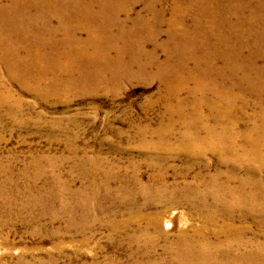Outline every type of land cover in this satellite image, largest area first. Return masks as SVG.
<instances>
[{"label":"rangeland","instance_id":"374dc122","mask_svg":"<svg viewBox=\"0 0 264 264\" xmlns=\"http://www.w3.org/2000/svg\"><path fill=\"white\" fill-rule=\"evenodd\" d=\"M76 2L0 0V264H190L187 238L210 264H264V166L181 147L206 136L196 111L259 138L264 0ZM212 89L227 117L199 106Z\"/></svg>","mask_w":264,"mask_h":264},{"label":"bare ground","instance_id":"6f19581e","mask_svg":"<svg viewBox=\"0 0 264 264\" xmlns=\"http://www.w3.org/2000/svg\"><path fill=\"white\" fill-rule=\"evenodd\" d=\"M14 2H20L21 0H12ZM48 1V0H47ZM50 1V0H49ZM53 1V0H52ZM65 1V0H64ZM79 0H77L76 3H80L78 2ZM37 2V1H36ZM82 2V1H81ZM38 4V3H37ZM64 3H62L63 5ZM67 4V3H66ZM66 4H65V7H66ZM86 4V3H85ZM55 5V4H54ZM69 6V5H67ZM87 6V5H86ZM59 7V6H58ZM84 7V6H83ZM82 9V8H81ZM87 9V8H86ZM103 9V8H102ZM101 9V10H102ZM58 10V9H57ZM64 10V9H63ZM77 10V9H76ZM69 11V10H68ZM90 12V11H89ZM87 12V13H89ZM94 13V12H93ZM55 14V13H54ZM62 14V13H61ZM72 15H76L77 14H80L79 12H75V13H71ZM65 15V14H64ZM84 16V15H82ZM95 16V15H94ZM72 17V16H71ZM68 18V17H67ZM83 18V17H82ZM93 18V17H92ZM91 18V19H92ZM69 19V18H68ZM87 19V17H86ZM88 20V19H87ZM92 21V20H91ZM89 22V21H88ZM17 23V22H16ZM94 23V22H92ZM66 24V23H65ZM5 25V24H4ZM3 25V26H4ZM15 25V24H14ZM73 25L72 24V28H73ZM16 28V30H18V27L14 26ZM32 27V26H31ZM3 29H0V36H2L3 38V42L6 43V38L4 36V27H2ZM77 28V27H76ZM20 29V28H19ZM31 29V28H30ZM7 30V29H6ZM14 30V28H13ZM44 30V29H43ZM76 29H74V32H75ZM49 31V29H48ZM47 31V32H48ZM19 32V30H18ZM18 32H16L18 34ZM68 32V30H67ZM66 32V34H68ZM20 33V32H19ZM51 33V32H49ZM96 33V32H95ZM53 34V33H52ZM55 34V33H54ZM93 35V34H92ZM98 36V34H97ZM100 36V35H99ZM92 38V37H91ZM99 38V37H98ZM103 38V37H102ZM90 39V38H89ZM104 39V38H103ZM54 40V39H53ZM66 40V38L64 39ZM71 40V38H70ZM87 41H85L84 43H87L89 40L86 39ZM91 40V39H90ZM99 40V39H98ZM92 41V40H91ZM107 41V40H106ZM2 42V41H1ZM73 42V41H71ZM76 42V40H75ZM96 42V40H95ZM97 43V42H96ZM104 43V42H103ZM102 43V44H103ZM112 43V42H111ZM66 44H69V42H67ZM72 43H70L69 45V50L71 51L72 50ZM75 44V43H74ZM93 44V43H92ZM101 44V43H100ZM99 44V45H100ZM1 45V44H0ZM76 45V44H75ZM89 45V42L88 44ZM96 45V44H95ZM109 45V44H108ZM35 46V45H34ZM77 46V45H76ZM101 46V45H100ZM107 46V45H106ZM115 46V45H114ZM9 47V46H8ZM7 45H3L2 48L4 49H7L8 48ZM30 47V46H29ZM61 47V45L59 46V48ZM108 47V46H107ZM111 47V45H110ZM125 47V46H124ZM33 48V47H32ZM63 48V47H62ZM76 48V47H75ZM78 48V47H77ZM88 48V47H87ZM100 50H101V47H99ZM105 49V48H104ZM2 50V49H0ZM29 49H27L28 51ZM64 50V49H63ZM82 50V49H81ZM108 50V48H107ZM106 50V51H107ZM121 50V49H120ZM96 51V50H95ZM104 51V50H103ZM119 51V49H118ZM66 52V51H65ZM99 52V51H97ZM109 52V51H108ZM69 53V51H68ZM30 54V53H29ZM38 54V53H37ZM119 54V53H118ZM59 55V54H58ZM67 55V54H65ZM80 55H83L84 57V54L81 52L79 53L78 51V54L76 55L77 57ZM107 55V54H106ZM69 56V55H68ZM72 56V55H71ZM109 56V55H108ZM16 58V57H15ZM20 58V57H19ZM27 58V57H26ZM25 58V59H26ZM66 58V57H65ZM103 58V57H102ZM4 59V58H3ZM72 59V58H70ZM79 59H82V57H80ZM76 61V59H75ZM74 61V62H75ZM17 62H21V59H19ZM108 63V62H107ZM112 63V62H111ZM115 63V62H114ZM72 64V62L70 63ZM78 64V63H77ZM69 65V64H68ZM108 65V64H107ZM112 65V64H111ZM127 65V64H126ZM72 66V65H71ZM79 67V66H78ZM117 67V66H115ZM71 68V67H70ZM74 68V67H73ZM77 68V67H76ZM75 68V69H76ZM118 68V67H117ZM70 70V69H69ZM24 71V70H23ZM30 72V71H29ZM28 73V71H27ZM44 73V72H42ZM41 73V74H42ZM104 73V72H103ZM40 74V75H41ZM29 75V74H27ZM39 75V76H40ZM34 76V75H33ZM31 77V76H30ZM36 77V76H35ZM38 79V78H37ZM36 79V80H37ZM80 79V78H79ZM82 79V78H81ZM86 81V80H85ZM36 82V81H35ZM200 82V81H198ZM202 82V80H201ZM204 82V81H203ZM182 83V82H181ZM180 83V84H181ZM201 85V83H200ZM184 86V85H183ZM203 86V84L201 85ZM200 87V86H199ZM198 87V88H199ZM203 88V87H201ZM179 88L178 89H173V93H176V94H179ZM213 91V89L211 90ZM204 92V91H203ZM214 96L217 97V100H214V99H211V100H208V103H206L205 101V96L202 95L200 97V101L198 102L199 106L200 105H206L207 107V110H209V115L213 116V115H217L218 114V118H221L220 117V114L222 115V117H227L228 115V112L227 111H223L222 108L225 107V110H229L232 108L231 106V102H230V98H233L232 95L229 96V94L225 93L224 91H213L212 92ZM193 94V93H192ZM191 95V94H190ZM195 103V102H194ZM197 103V102H196ZM197 104V105H198ZM194 105V104H193ZM223 105H226V106H223ZM201 108V107H200ZM215 108H219L220 110H218L217 112L213 113L212 111L215 109ZM194 113V112H193ZM199 112L196 111V118H197V122H199L198 126H197V129H203L205 130L206 132V136L204 137H201L200 134H198L197 131H188L186 134H185V137H186V140H184V142H182L181 144V147L184 149V151H188V152H196V151H200V150H204V149H211L212 151H215L217 153V155L219 156V161L224 163L225 165L226 164H229V165H241V164H244L245 166H248V169H249V172H255V170L257 169L258 166H264V128H260V131H259V138L256 140H253V142H250L247 140L245 143L246 145H249L251 147V149H249L250 151H248L247 149H243V148H239L235 145H233V141H232V136L229 134L230 133H227V131H225V133L223 131H220V132H216L215 130V127H209L207 126L206 124H202V121L205 120V117H203L202 114H198ZM198 115V116H197ZM224 119V118H223ZM218 120V119H217ZM216 120V121H217ZM207 121V120H206ZM195 123V122H194ZM193 123V125H194ZM192 125V126H193ZM256 133V132H255ZM204 135V134H203ZM182 141V140H181ZM157 145V144H156ZM233 167V166H232ZM235 194H238L239 192H234ZM225 194V192L223 193V195ZM241 195V194H240ZM204 196L205 193H204ZM224 207V206H223ZM219 209L222 210V207H219ZM211 213V216L214 217L216 215V213H214L213 211L210 212ZM232 214V213H231ZM255 212L253 213H247V212H242L240 214L241 217H244V218H247V217H250V218H253V220L255 219H258V218H255L254 216ZM226 215V214H225ZM228 216V215H227ZM256 217H260V215H256ZM232 229H237L235 230L236 231H240L242 230L241 228L239 227H236L234 225H230V229L229 230H232ZM184 245H183V248H185V252L179 254V256L185 258V259H189L191 260L193 263H190V264H210L208 263L207 261L205 260H202V259H211L215 254H216V250H215V246H211V244H208L207 242H205V240H193V239H190V238H187L185 241H184ZM244 245H248L247 243H244ZM256 252V251H255Z\"/></svg>","mask_w":264,"mask_h":264}]
</instances>
